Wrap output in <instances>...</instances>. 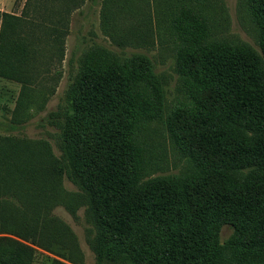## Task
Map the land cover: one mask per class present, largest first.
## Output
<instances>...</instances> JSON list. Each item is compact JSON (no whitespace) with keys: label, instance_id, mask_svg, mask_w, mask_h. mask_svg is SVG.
<instances>
[{"label":"trees","instance_id":"16d2710c","mask_svg":"<svg viewBox=\"0 0 264 264\" xmlns=\"http://www.w3.org/2000/svg\"><path fill=\"white\" fill-rule=\"evenodd\" d=\"M116 1L104 5V29L114 26L120 11L136 15L129 34L137 41V25L147 29L150 23L141 13L122 11L121 0L113 11ZM187 1L164 0L153 25L155 40L163 44L189 5L202 25L198 44H187L179 54L186 89L156 145L187 154L191 179L159 176L141 184L159 163L155 142L145 139L144 103L156 98L155 76L140 63H116L96 53L80 74L71 114L59 110L47 116L66 138L83 195L63 189L61 166L47 142L36 148L29 140L0 138L1 232L80 264L76 234L51 210L62 205L74 214L85 205L94 226L87 239L96 264H264V0H238L236 7L241 28L258 49L221 30L227 21L223 0ZM49 2L34 1L33 19L40 11L50 13L39 21H30L27 12L0 13V69L12 66L19 77L17 108L48 89L39 68L60 61L65 15L83 0L57 7ZM223 224L232 232L221 242ZM33 252L0 236V264H32ZM66 262L52 258L49 264Z\"/></svg>","mask_w":264,"mask_h":264},{"label":"rangeland","instance_id":"374dc122","mask_svg":"<svg viewBox=\"0 0 264 264\" xmlns=\"http://www.w3.org/2000/svg\"><path fill=\"white\" fill-rule=\"evenodd\" d=\"M34 1L0 0V13L6 12L10 15L23 17V14L27 12L30 21L48 18L49 12H47L49 16L45 17V11H40L33 19ZM50 1L51 7L64 6L67 3V0ZM107 1L83 0L79 8L71 11L67 16L65 15L68 23L66 24L67 34L63 38V56L59 59L60 61L47 64L43 66V69L39 68V74L47 77L41 83L49 86L48 89L46 88L47 90H44L43 96L40 97L35 92L38 97H34L33 102H26L17 108L16 102L22 88L19 77L11 69L12 66L8 71L0 69V138L13 137L21 142L29 140L32 142L31 146L36 148L40 147L39 142H47L53 156L57 159V163L61 166L63 189L83 195L84 192L77 185L79 175H77L73 165L76 162L72 160L66 138L63 135L60 136V130L56 126L48 123L47 116L51 112L59 110L64 112L66 117L71 114V97L76 90L78 79L85 67L87 58L96 53H106L116 63L125 65L127 62L133 61L140 63L142 67H148L155 76L152 81L156 88V98L144 103L147 112L145 139L147 142L152 140L155 142L154 146L159 157V163L148 169V174L144 176L141 184L159 176L179 182L189 181L193 176L192 159L185 153L179 154L173 151L169 146H165L163 149L156 145H158L157 140H162L161 136L166 135L167 122L184 96L186 84L185 76L181 74L182 66L179 61V54L187 44L196 46L199 42L197 37L198 32H201L202 25L198 22L197 12L193 10V5L183 8L176 20L178 29L172 28V34L165 35L166 41L159 44L154 38L156 26L153 25V21L155 13L159 12L164 0H129L127 2L121 0L123 2H120L123 4L122 11H128L132 14L141 13V18L150 23L147 29L142 25H137L136 31H140L141 37H138L137 41H133L130 39L133 36L129 34V31L133 30L131 25L138 20L136 15H123L120 11L114 17V22H112L114 26L110 30L104 29L106 24L101 22V12ZM237 1L223 0L227 21L221 30L238 35L258 49L252 36L246 33L239 24L236 11ZM118 2V0L113 2V11L118 9ZM187 2L192 3L190 0ZM27 5L29 6L28 9ZM137 6L138 9H136ZM47 68H49L48 72ZM56 71L58 73L55 74ZM36 72L38 73V69ZM165 141L166 144L167 141ZM51 213L60 217L76 234L83 253V262L80 264H96L95 253L87 239V234L90 231L93 234L94 226L89 223L90 220L88 221L86 206L81 205L74 214H71L62 205H57L53 207ZM231 232V226L223 224L219 230V240L225 241ZM0 236L11 237L32 247L34 250L32 264H49L52 258L66 262L55 253L34 244L31 239L1 232V229ZM102 264H110V262H103Z\"/></svg>","mask_w":264,"mask_h":264}]
</instances>
